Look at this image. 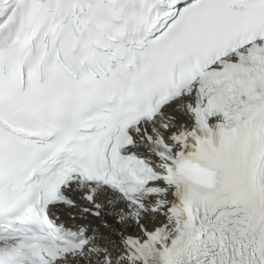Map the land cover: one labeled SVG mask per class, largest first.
<instances>
[{
	"label": "snow or ice",
	"instance_id": "snow-or-ice-1",
	"mask_svg": "<svg viewBox=\"0 0 264 264\" xmlns=\"http://www.w3.org/2000/svg\"><path fill=\"white\" fill-rule=\"evenodd\" d=\"M0 264H264V0H0Z\"/></svg>",
	"mask_w": 264,
	"mask_h": 264
}]
</instances>
